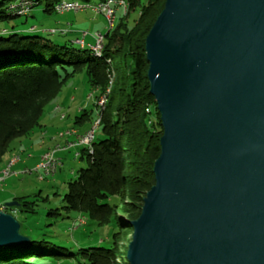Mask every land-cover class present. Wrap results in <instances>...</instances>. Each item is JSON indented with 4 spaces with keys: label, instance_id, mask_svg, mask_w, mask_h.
<instances>
[{
    "label": "water",
    "instance_id": "obj_1",
    "mask_svg": "<svg viewBox=\"0 0 264 264\" xmlns=\"http://www.w3.org/2000/svg\"><path fill=\"white\" fill-rule=\"evenodd\" d=\"M144 48L163 132L126 264H264V0H165ZM19 230L0 210V248Z\"/></svg>",
    "mask_w": 264,
    "mask_h": 264
},
{
    "label": "trees",
    "instance_id": "obj_2",
    "mask_svg": "<svg viewBox=\"0 0 264 264\" xmlns=\"http://www.w3.org/2000/svg\"><path fill=\"white\" fill-rule=\"evenodd\" d=\"M23 1L30 3V10L26 16H18L11 8ZM41 1L6 0L7 14L1 10L5 3H0V21L27 18ZM43 1L44 12L49 14L61 0ZM121 1L127 6L126 12L104 34L100 57L90 49L70 43L58 44L39 34L24 36L20 29L0 31V162L10 152L13 141L28 137L40 126L45 106L67 80L83 74L89 90H98L96 100L106 91L111 79L103 108L97 110L94 104L96 114L84 111L77 117L78 121L86 119L92 123L98 115L97 128L103 138L93 140L91 153L84 148L79 150V159L85 160L87 167L67 183L62 199L66 212H75L98 228L110 225L108 238L100 245L75 251L62 238L46 231L53 224L38 223L40 213L36 200L28 202L27 196L18 195L12 202L19 205L5 208V204L4 211L20 215L24 228L19 222V233L28 242L1 247L0 264H60L63 261L65 264H118L115 257L119 255V264H126L127 246L119 254L117 244L122 235L131 234L128 222L138 218L143 199L154 185L152 170L160 154L163 131L154 99L149 94L144 47L165 0H147L144 5L140 0ZM137 8L138 17L129 25V14ZM29 31L36 32V29ZM34 197L40 198L41 193ZM55 211L46 213L45 219L49 215L58 216Z\"/></svg>",
    "mask_w": 264,
    "mask_h": 264
},
{
    "label": "rangeland",
    "instance_id": "obj_3",
    "mask_svg": "<svg viewBox=\"0 0 264 264\" xmlns=\"http://www.w3.org/2000/svg\"><path fill=\"white\" fill-rule=\"evenodd\" d=\"M78 1L82 2L81 0H78ZM99 1L100 0H90L91 3H98ZM146 1L147 0H140L141 5H144ZM2 2L5 3V5L1 7V10L2 12H4V14H7L6 8L8 7V4L6 0H0V3ZM44 6H45V3L42 0L41 3L31 11V13L29 14L27 18L15 17L9 20L0 21V31L2 30L10 31L11 29H23V28L29 29L30 27H34L36 29V32H30L29 30H23L21 34L24 36L26 35L33 36V35L39 34L38 36L50 39L53 42H55L56 41L55 39L57 38V36H60V35L59 34L50 35L45 32L50 31L55 26V23L57 21H60L61 23L69 22L74 17V15L72 13H66L62 15V14L55 13L54 11L48 14L44 12V8H45ZM138 13H139V8H137L134 12L129 14V18H128L129 25L133 24V21L136 20V18L138 17ZM122 15H123V9L117 8L114 23H116L119 20V18L122 17ZM89 29L91 28H88V30ZM4 36H7V35H4ZM76 82L77 84L80 82V86L86 90L84 91L82 95L80 94V98L77 101L80 102L83 100L85 103V107L87 108V111L88 112L91 111L93 115L96 114V110L93 104L94 100L92 99L90 101L91 98L90 97L88 98L89 88L87 87L86 80L83 74H76L73 78H70L69 80H67L62 85L58 95L45 106L43 110V114L46 115L45 114L46 109L53 103L54 100L58 98H62L64 95L67 94L69 90H72L73 85H75ZM91 92L92 90H89V93ZM43 114L39 120L40 125H42V118L44 117ZM39 127L35 128L32 131V133L33 132L38 133ZM91 128H92V125L89 127V129ZM102 138L103 136L100 132V129L99 128L95 129L94 131L95 142L101 140ZM18 142L19 140L12 142V144L10 145V152H8L0 162V169L4 165L6 167L7 161L12 151H15V150L18 151L17 150L19 149ZM22 151H24V149L17 152V155H20ZM30 152L36 153L35 150L34 151L30 150ZM38 157H35L34 161H39ZM56 157L60 158L62 165L53 177H48L43 180H39L40 173L34 172L36 167H34V164H33V166L31 165L30 168H26L25 171H22L24 169L20 170L18 168L19 170L18 178H11V177L7 178L3 186L0 188V210L4 211V208H2L1 206L11 202V200L9 199L11 188H19V195L27 196L28 202L36 200L35 204L37 205V209L40 213L38 223L53 224L46 228V231L52 234V236L54 235L59 236L66 242L68 247L72 245L75 251L83 247L100 245L101 241H105L108 238L109 230L111 228L110 225L104 228H98L95 225V223L87 220L85 217L83 218L86 224L83 225L82 223L78 222V219L80 217L77 213L66 212L62 208L64 206L62 199L67 190L66 188L67 183L76 178L77 173L80 169H86L87 164L85 160L74 158V154L72 151H69L66 153L65 152L59 153L57 154ZM14 170L15 169H13V171ZM28 172H31V174H29ZM39 192L41 193V197L40 198L34 197V195ZM42 198L44 199L46 198L47 201H41ZM54 210H57L55 212L58 214V216L49 215V216H46V219H45L46 213L53 214ZM13 216L16 218L18 222L22 224V227H23L24 221L22 220L20 215L18 214V215H13ZM119 217L125 218L124 216H120V215ZM28 223L30 224L31 220H29ZM22 227H21V231H22ZM27 227L29 230L30 227L28 225ZM130 238H131L130 233L122 235L120 241L117 244V250L119 254L123 252L125 246H128V243L130 242ZM119 259H120V255L118 257H115V260H117L116 262L118 264H119ZM60 264H65V263L63 261V262H60ZM67 264H73V263L68 262Z\"/></svg>",
    "mask_w": 264,
    "mask_h": 264
},
{
    "label": "crops",
    "instance_id": "obj_4",
    "mask_svg": "<svg viewBox=\"0 0 264 264\" xmlns=\"http://www.w3.org/2000/svg\"><path fill=\"white\" fill-rule=\"evenodd\" d=\"M64 14L66 13H63L62 15ZM72 14L74 15V17L69 22L61 23L60 21H57L55 23V26L51 29L56 31L54 33L55 35H60L57 36L55 42L58 44L70 43L76 47L81 48V46L78 44V41L82 40V47L84 49H90L91 45L93 44V39L91 37L92 34L95 32H100L102 34L106 33V23L104 18L101 15H94L89 11ZM31 28L34 27H30L29 29L23 28L20 29V31L30 30ZM88 28L91 29L88 30ZM83 34H86V36L82 38ZM81 88L82 87L80 86V82L78 84L76 82V84L73 85V89L69 90L66 95H64L62 98L54 100L53 103L46 109V115L43 114L44 117L42 118V125H40L38 133L33 132L25 139L19 140V149H17L18 151H12L10 156L12 154H17V152L21 151L22 149H24V151H22V153L19 155L21 158L20 162L13 167V169H15L13 172L18 175L12 176L11 178L19 177L18 168L20 170L24 169L22 171H25L26 168H30V166H33V164L34 167H37L42 154L54 149L56 146L60 147V151L56 152L55 157L59 153H66L69 151H72L74 154L76 151H79V149H81L74 145V143L77 141L76 137H58V134L60 132L69 129L77 130L79 135L90 130L89 127L92 123H90L86 119H82L81 121L77 120L78 116H80L84 111H87L84 101H77L80 98V94L82 95L84 91H86L84 88ZM88 94V98H91L90 101L93 99V104H95L96 94L91 95V93H89V89ZM62 116H64V118H62ZM30 150H35L36 153H31ZM35 157H38L39 161H34ZM56 158L60 160L59 157ZM4 168L5 165L0 169V172ZM18 195L19 188H11L9 194V199L11 200V202L13 198Z\"/></svg>",
    "mask_w": 264,
    "mask_h": 264
},
{
    "label": "built area",
    "instance_id": "obj_5",
    "mask_svg": "<svg viewBox=\"0 0 264 264\" xmlns=\"http://www.w3.org/2000/svg\"><path fill=\"white\" fill-rule=\"evenodd\" d=\"M125 2L121 0H117V3L112 4H90V3H81V2H57L54 7L53 11L58 14H63V11H73V13H82V12H91L94 15H101L106 23V30L110 23V17L114 12H116L117 8L120 9V7L125 6ZM56 31L53 30V34ZM86 34L82 35V38L85 37ZM93 44L91 45L90 49L93 51L101 50V40L104 38V34L100 32H95L92 34ZM78 44L80 46H83V41H78ZM97 110L101 109L100 104H95ZM100 118L97 115L95 120L93 121L92 128L88 130V133L86 135H75V134H67L65 137H59V138H66L70 136L76 137L77 141L74 143L79 148H84L88 150L90 153L91 150V144L94 140V131L97 129L99 125ZM60 151V147L56 146L54 149L49 150L42 154L40 158V162L38 166L36 167L35 171L36 173H40L39 180H43L48 177H53L55 173L58 171V169L61 167V162L59 159L55 157L56 152ZM80 157V151H76L74 153V158ZM20 160H14L9 167H7L6 170L0 173V188L3 186L5 180L7 178H10L12 176H16L17 174L13 172V167L18 164ZM31 174V172H28ZM4 208V206H1ZM79 223L84 224V219L80 218L78 219Z\"/></svg>",
    "mask_w": 264,
    "mask_h": 264
},
{
    "label": "bare ground",
    "instance_id": "obj_6",
    "mask_svg": "<svg viewBox=\"0 0 264 264\" xmlns=\"http://www.w3.org/2000/svg\"><path fill=\"white\" fill-rule=\"evenodd\" d=\"M60 2H80L78 0H61ZM81 3H85V2H81ZM87 3V2H86ZM112 4V3H117V0H100L98 3H90V4ZM30 3L27 2V1H23L21 2L20 4L18 5H15L14 7H12L11 9H13V12L16 13V15L18 16H26L30 10ZM126 5L125 6H122L120 7V9H123V14H125L126 12ZM63 13H73V11H63ZM115 15H116V12H114L112 14V16L110 17V23H109V26L107 27V31H109L113 25H114V21H115ZM49 33L53 34V30L49 31ZM103 42H104V38H102L101 40V50H96V51H93L92 49L91 52L96 56V57H100L101 56V52H102V48H103ZM82 48V46H81ZM111 86V79L109 80L108 82V88L106 89V91L104 93H102L96 100H95V104H100L101 106V109L103 108L104 104H105V101H106V95L108 94L109 92V88ZM98 90H93L91 92V95H94V94H97ZM146 112L148 113L149 112V109H146ZM62 118H64V116H62ZM93 125V122L92 124ZM88 133V131H86L85 133L83 134H80V135H86ZM67 134H75V135H79L78 134V131L75 130V129H69V130H65V131H62L58 134V137H65ZM14 160H21L20 156L17 155V154H12L7 162V165L6 167L1 171L3 172L4 170L7 169V167H9L11 165V163L14 161ZM0 172V173H1Z\"/></svg>",
    "mask_w": 264,
    "mask_h": 264
}]
</instances>
